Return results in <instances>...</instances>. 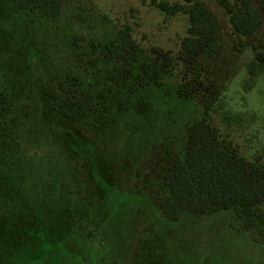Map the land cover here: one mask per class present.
Returning <instances> with one entry per match:
<instances>
[{
	"label": "rangeland",
	"instance_id": "rangeland-1",
	"mask_svg": "<svg viewBox=\"0 0 264 264\" xmlns=\"http://www.w3.org/2000/svg\"><path fill=\"white\" fill-rule=\"evenodd\" d=\"M196 1L217 21L215 56H185L171 76L134 94L109 91L90 39L122 30L147 53L177 59L187 14L151 0H62L56 18L0 4V136L19 142L0 138V264H264V243L230 211L171 222L158 207L162 168L183 154L187 126L202 118L264 165V63L255 60L264 3L231 0L248 2L261 20L240 45L224 8ZM68 69L81 94H104L94 115L62 119L50 108L48 77ZM194 70L200 92L177 99V80ZM118 96L132 98L130 111H117Z\"/></svg>",
	"mask_w": 264,
	"mask_h": 264
},
{
	"label": "trees",
	"instance_id": "trees-1",
	"mask_svg": "<svg viewBox=\"0 0 264 264\" xmlns=\"http://www.w3.org/2000/svg\"><path fill=\"white\" fill-rule=\"evenodd\" d=\"M180 1V0H179ZM151 0L161 11L172 15L177 12L187 14L188 27L180 43L179 58L174 59L167 53L151 49L149 53L130 41L122 30H115L104 39L92 42L91 47L99 49L101 62L96 66L109 91H125L134 94L138 89L158 85L171 76L176 68V61L185 56L200 58L206 62L215 56L217 21L210 10L196 0ZM264 3V0H260ZM62 0H0V4L23 12H33L45 18H56L60 12ZM229 15V21L239 36V43L252 35L260 24L259 14L242 1L236 8L231 0H216ZM258 41L257 63H264V31ZM204 65V72L208 68ZM76 70H74L75 72ZM186 71V70H185ZM251 74L256 72L253 61L248 64ZM177 75L181 69H177ZM95 73V72H93ZM183 73L177 80L173 92L177 99L195 98L200 92V84L195 80L198 73L194 70ZM255 75V74H254ZM81 83L75 74L68 70L55 72L48 77L43 95L56 116L62 119L77 120L87 115H94L97 98L104 99V94H81ZM129 99L117 97V111L131 109ZM134 105L137 102L133 103ZM142 109H144L142 107ZM135 108V111H141ZM134 110V109H133ZM187 141L183 154L171 156L161 172L162 186L165 192L159 197L158 207L163 217L177 222L184 213L210 215L219 211H230L231 219L243 229L255 243H264V165L258 160L247 161L218 129L202 118L186 128ZM0 136L2 143H19L12 136Z\"/></svg>",
	"mask_w": 264,
	"mask_h": 264
}]
</instances>
